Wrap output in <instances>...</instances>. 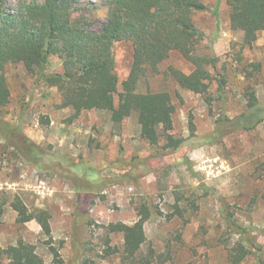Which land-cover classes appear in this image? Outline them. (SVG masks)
<instances>
[{
    "label": "rangeland",
    "instance_id": "obj_1",
    "mask_svg": "<svg viewBox=\"0 0 264 264\" xmlns=\"http://www.w3.org/2000/svg\"><path fill=\"white\" fill-rule=\"evenodd\" d=\"M7 11L18 13L25 4L43 0H2ZM74 16H84L93 30L106 22V0H76ZM208 10L193 13L204 35L197 63L205 64L212 79L207 94L183 88L173 70L190 74L195 65L172 51L157 74L139 83V92H168L175 106L173 130L186 141L175 151H163L141 137L136 117L117 126L112 113L90 110L71 120L73 110L61 108L57 87L29 73L22 63L5 70L10 103L0 114L3 124L20 126L39 146L52 148L100 174L106 184L91 185L55 167L39 172L17 158L0 138V246L18 242L36 246L47 264H54L52 247L63 264H226L228 252L240 236L229 220L248 229L264 251V122L252 131H239L213 145L201 143L224 112L230 117L246 110V90L264 105V31L252 46H244V32L231 26L227 0H204ZM120 82L129 75L133 46H113ZM217 58L216 66L210 64ZM62 61L52 55L45 72L60 71ZM151 74V73H150ZM226 80L220 96L219 79ZM121 90V87H120ZM116 104L119 99L116 96ZM51 214V237L37 221H17L13 203ZM151 204V205H150ZM152 206L144 223L147 236L136 260L124 254V234L112 224L134 225L144 207ZM177 206V207H176ZM9 264L8 260H3ZM243 264H256L253 256Z\"/></svg>",
    "mask_w": 264,
    "mask_h": 264
},
{
    "label": "trees",
    "instance_id": "obj_2",
    "mask_svg": "<svg viewBox=\"0 0 264 264\" xmlns=\"http://www.w3.org/2000/svg\"><path fill=\"white\" fill-rule=\"evenodd\" d=\"M230 7L231 26L244 32V46H252L264 31V0H227ZM76 0L32 1L12 13L0 0V114L10 103L11 92L5 70L8 64L22 63L29 73H40L44 83L57 87L61 108H71V120L90 110H106L112 113V121L121 126L123 121L136 117L141 137L163 151H175L185 143L176 138L173 130L175 106L168 92H139V83L148 75L157 74L159 66L172 51H179L196 67L190 74L173 70L183 88L207 94L212 79L205 64H198L197 50L205 39L192 19L193 13L205 12L204 0H106V22L101 29L93 30L84 16H74ZM129 41L133 46L129 75L120 82L115 70L113 46ZM52 55H58L62 68L46 73ZM218 59L210 64L216 66ZM151 73V74H150ZM220 96L226 86L219 79ZM121 87V90H120ZM116 96L119 103L116 104ZM247 106L241 114L230 117L222 113L214 130L201 137L204 145H213L235 132L252 131L264 122V105L253 90L245 92ZM2 122V121H0ZM0 138L13 148L14 155L33 165L39 172L64 169L91 185L106 184L95 169L73 158L56 152L52 146L42 147L28 139L20 126L3 124ZM151 205V204H150ZM20 223L37 221L42 231L52 235L51 214L45 209L29 210L21 201L13 203ZM177 207V206H176ZM152 206L144 207L143 217L134 225L112 224L111 232L124 234V254L127 260H136L147 236L144 223L150 218ZM3 208L0 206V217ZM229 227L240 236L229 249L226 264H243L253 256L256 264H264V251L251 241L248 229L229 220ZM54 264H63L52 247ZM47 264L36 252V246L24 241L7 248L0 246V264Z\"/></svg>",
    "mask_w": 264,
    "mask_h": 264
}]
</instances>
